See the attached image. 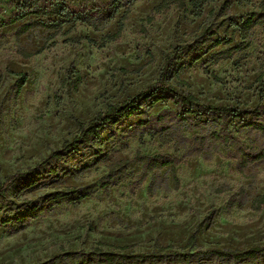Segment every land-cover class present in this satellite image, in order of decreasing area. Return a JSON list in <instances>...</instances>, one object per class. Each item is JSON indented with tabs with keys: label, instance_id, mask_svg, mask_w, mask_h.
<instances>
[{
	"label": "rangeland",
	"instance_id": "1",
	"mask_svg": "<svg viewBox=\"0 0 264 264\" xmlns=\"http://www.w3.org/2000/svg\"><path fill=\"white\" fill-rule=\"evenodd\" d=\"M160 1L133 0L123 32L104 47L102 38L117 31L126 7L95 27L46 13L0 27V183L17 172L24 180L29 175L37 179L29 187L16 180L0 197V264H48L53 256L88 255L95 248L111 252L128 246L114 252L144 254L172 244L179 250L191 236L193 247L184 252L243 251L264 245V203L259 210L254 206L264 197V159L259 164L241 159L242 153L254 155L264 149V135L249 126H264V112L255 111L264 105V19L248 32L242 51L211 62L213 53L241 42L226 26L238 24L249 13L254 19L264 16L259 0H228L226 8L224 0H216L198 17L188 6L187 12L173 6L151 23L144 22ZM21 2L0 0V21L20 13L23 8L16 6ZM109 2L24 4L27 11L62 6L78 14L105 9ZM35 21L64 23L59 30L32 28L20 33L22 26ZM197 36L205 48L219 37L232 38L191 67L186 55L172 63L174 70L183 68L177 77L172 72L169 84L194 95L200 107L184 115L171 103L148 108L153 98L147 99L144 114L106 125L97 140L81 146L64 163L41 164L74 138L77 122L86 124L108 106L153 85L171 48L189 45ZM203 68L221 83L204 75ZM20 73L27 79L16 95ZM179 80L188 87H180ZM225 108L239 112L221 111ZM155 156L173 161L177 184L170 166L154 171L153 178L143 175L148 159ZM120 162L127 164L112 173L110 168ZM107 182L115 185L102 189ZM66 187L76 193L50 197ZM86 192L91 196L74 201ZM49 264L84 263L75 256ZM158 264L180 263L165 259ZM189 264H264V254L254 261L200 256Z\"/></svg>",
	"mask_w": 264,
	"mask_h": 264
},
{
	"label": "trees",
	"instance_id": "2",
	"mask_svg": "<svg viewBox=\"0 0 264 264\" xmlns=\"http://www.w3.org/2000/svg\"><path fill=\"white\" fill-rule=\"evenodd\" d=\"M27 0H22L20 4H17V9L23 10L11 16L6 21H0V27L10 26L13 25L27 16L30 15H42L47 14L49 16L56 15L60 18H71L70 21L78 22L80 24H85L89 26L95 27V23L97 22L102 23L103 21H110L113 19V17L123 8V14L119 20V24L117 27V31L110 35L107 34L102 38V42L100 44V47H104L108 43L115 42L121 33L123 32V22L127 19V15L129 13V6L132 3L133 0H110L109 5L107 8L98 10V9H91L82 13L78 14H70L71 12L67 11L62 6H54L51 11L46 10H33V11H27L25 10V2ZM187 1V5L185 3ZM216 0H161L159 4L153 8L152 15L145 18L144 22L151 23L154 20V17L156 15L163 14L167 11H169L173 6H176L178 9H182L184 12H187V6L191 8L192 13L194 16L198 17L202 9L205 5L209 3H213ZM246 2L250 0H245ZM228 6V0H224L222 3V7L226 8ZM258 8L261 13H264V0H259ZM254 14L249 13L242 21H240L238 24H229L226 26V29H230L231 34L237 33L240 39V44L230 46L228 48H225L224 50L220 52L213 53L211 56V62L216 64L219 61L227 60L232 55L239 53L243 50L242 43L246 39L248 32L256 26L260 21L264 19V16H261L259 18L254 19ZM62 23L59 21L49 22L45 23L42 21H35L31 22L30 24H26L22 26L21 28V34L27 33L32 28H42L46 30H59ZM207 30H204L202 35L206 33ZM201 35V36H202ZM201 36L195 37L193 42L189 45H183V46H176L172 47L171 51L167 53V55L164 58V64L162 71L159 75V78L157 81L147 87L145 90L140 92L137 95H134L127 100L123 101L120 104L117 105H110L108 106L105 111L98 113L90 122L88 123H80L77 122V134L74 136V138L71 141H65L59 150H56L49 154V156L41 161V164H48L50 161H57L64 163L67 156H69L72 153L78 152L80 147L83 145H87L91 143L94 140H97L100 137L101 129H103L106 125L109 124H117L121 121L129 120L135 116H140L145 113L143 103L150 98H153L150 102L148 108L153 107L158 102H164V103H171L174 106H178L180 110L182 111V114H190L193 112V108L200 107L198 99L190 94V93H183L178 92L175 87L169 84V79L171 77L172 72L175 73V76L177 77L178 71L183 68V66H180L178 69L174 70V67L172 66L173 61L176 57L180 55H186L189 57L188 67H191L196 62H198L204 55H206L209 50H212L214 48H217L220 45H228L231 43L232 38H217L215 40L211 41V45L207 48L204 47V41H200ZM88 43H93L92 41L85 39ZM35 54H27V57H32ZM170 71V72H169ZM202 73L212 79L215 83H221V81L215 76L212 72H210L207 68H203ZM260 76L257 78V81H259ZM27 77L25 74H18V83L16 85V95H18L22 87L25 84ZM79 81V77L76 78ZM178 85L180 87H188L187 83L183 81H178ZM213 109V108H209ZM221 111H230V112H236L238 113V110H228V109H222ZM256 112H264V105L258 106L255 108ZM249 126L256 132H259L261 135H264V126L261 124H249ZM241 159L246 164H259L264 159V149L260 152H257L254 155L250 154H241ZM127 162H120L114 164L110 171L113 173L116 169L123 167ZM170 166L171 171L174 174V182L177 184L178 180L175 176V169L173 165V161L169 158H164L161 156H155L151 159H148V162L144 166V176L151 175V177H154V171L162 170L163 168ZM49 172L56 175V170L52 169L49 166ZM24 174L21 172H17L12 175L6 176L3 181L0 183V197H4L7 190L13 185V183L16 180H19L23 183L24 186H31L37 183L36 176L29 175L27 180L23 179ZM114 183H104L100 187L102 189H108L109 187L114 186ZM151 189V185L148 187ZM76 193V190L74 188L66 187L59 190H55L53 194L50 196L53 200L62 199L69 197ZM92 193L86 192V193H80L75 198V202H79L83 199H86L91 196ZM264 203V197L258 199L255 202L256 209L261 208V204ZM195 241V238L191 236L187 244L180 248L179 250H176L172 244H169L167 246H158L156 248L155 252L152 253H144V254H119L114 252L115 250L118 251H126L129 249L128 246L123 247H113V251L111 252H104L101 249L95 248L91 250L88 255L84 254L83 252H76L74 254L70 253H64L62 255H56L53 256L50 260H58L61 257H64L66 259L73 258L75 256H79L84 264H133V262L141 263V264H158L162 263L165 259L169 262H177L180 264H189L192 262L196 257L200 256H211L219 259H231L235 261L240 260H257L262 254H264V245L260 247H254L243 251H220V250H207V251H190V252H184L186 249H191L193 247V243ZM89 258H95V261ZM48 262V264L50 263ZM46 264V263H45Z\"/></svg>",
	"mask_w": 264,
	"mask_h": 264
}]
</instances>
